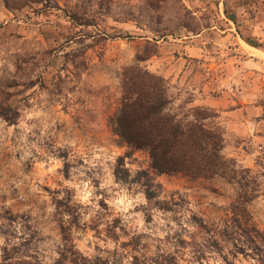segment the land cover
Wrapping results in <instances>:
<instances>
[{
  "label": "rangeland",
  "instance_id": "1",
  "mask_svg": "<svg viewBox=\"0 0 264 264\" xmlns=\"http://www.w3.org/2000/svg\"><path fill=\"white\" fill-rule=\"evenodd\" d=\"M235 31L264 49V0H0V264L5 247L20 264H264V241L223 233L234 183L156 172L111 120L125 68L162 77L168 112L251 171L264 237V59Z\"/></svg>",
  "mask_w": 264,
  "mask_h": 264
},
{
  "label": "trees",
  "instance_id": "2",
  "mask_svg": "<svg viewBox=\"0 0 264 264\" xmlns=\"http://www.w3.org/2000/svg\"><path fill=\"white\" fill-rule=\"evenodd\" d=\"M121 75L122 96L111 119L116 135L129 148L145 150L152 169L160 174H181L206 180L221 178L234 183L237 190L230 205L232 225L227 224L223 233L229 228L243 227L241 232L256 250V241H264V237L249 225L248 205L257 192L251 171L221 153L223 138L218 131L204 127L196 119L182 122L168 112L171 101L162 77L138 67H127ZM146 184L145 198L152 203L156 197L155 185L150 180ZM11 251L8 247L3 249L2 264L20 260L13 257ZM223 259L226 262V258Z\"/></svg>",
  "mask_w": 264,
  "mask_h": 264
},
{
  "label": "crops",
  "instance_id": "3",
  "mask_svg": "<svg viewBox=\"0 0 264 264\" xmlns=\"http://www.w3.org/2000/svg\"><path fill=\"white\" fill-rule=\"evenodd\" d=\"M235 32L237 35V39H239V41L248 48L246 49L245 52H247L249 56H255L252 57L254 59L255 58L264 59V49L259 48L257 45L250 42L248 39L243 38V36H241V34H239L237 31ZM240 48H242L241 45ZM200 95H203V93H200ZM201 97L203 98L200 100H194L193 104H197L198 106H204L208 108H216L217 104L219 103L216 99L212 98L211 96H201ZM240 110L245 123L250 122L251 117L249 116V114L244 113L246 111L245 108H241Z\"/></svg>",
  "mask_w": 264,
  "mask_h": 264
}]
</instances>
